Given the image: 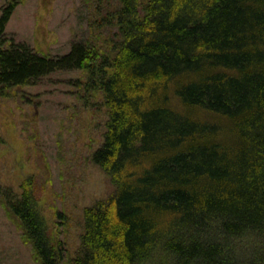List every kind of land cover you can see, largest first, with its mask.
<instances>
[{"label": "trees", "instance_id": "1", "mask_svg": "<svg viewBox=\"0 0 264 264\" xmlns=\"http://www.w3.org/2000/svg\"><path fill=\"white\" fill-rule=\"evenodd\" d=\"M20 2L1 8L0 94L85 71L107 113L91 160L112 185L74 252L30 179L0 187L36 264H264V0H96L94 37L57 56L8 39Z\"/></svg>", "mask_w": 264, "mask_h": 264}, {"label": "rangeland", "instance_id": "2", "mask_svg": "<svg viewBox=\"0 0 264 264\" xmlns=\"http://www.w3.org/2000/svg\"><path fill=\"white\" fill-rule=\"evenodd\" d=\"M5 3L0 0V13ZM95 3L21 0L6 35L49 56L63 55L73 42L94 37ZM86 80L83 70L58 71L36 85L0 94V187L20 192L21 183L30 179L46 225L70 252L79 245L83 208L112 190L91 160L107 113L101 92L85 89ZM22 237L18 220L0 200V264H36Z\"/></svg>", "mask_w": 264, "mask_h": 264}]
</instances>
